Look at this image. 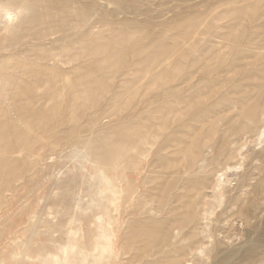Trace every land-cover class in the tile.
<instances>
[{
	"label": "rangeland",
	"instance_id": "obj_1",
	"mask_svg": "<svg viewBox=\"0 0 264 264\" xmlns=\"http://www.w3.org/2000/svg\"><path fill=\"white\" fill-rule=\"evenodd\" d=\"M51 1L62 8L54 37L71 39L85 28L84 22L69 31L59 27L69 19L67 7L87 6L96 28L70 46L48 38L34 50L51 60L49 70H66L55 97L67 108V121L60 140L40 134L13 154L23 165L0 194V264H62V258L92 264L101 226L113 250L100 264H182L186 254L194 264L225 257L232 264L251 247L258 259L264 251V133L257 139L264 129V0ZM3 11L11 21H0V54L11 47L27 59L17 50L25 11L0 4ZM27 32L28 43L33 28ZM13 60L0 57V96L13 80L6 69ZM83 62L94 66L93 78L77 67ZM70 128L73 135L65 133ZM102 155L109 187L96 181ZM221 173L225 182L217 186ZM140 223L151 227L150 240L129 242Z\"/></svg>",
	"mask_w": 264,
	"mask_h": 264
},
{
	"label": "bare ground",
	"instance_id": "obj_2",
	"mask_svg": "<svg viewBox=\"0 0 264 264\" xmlns=\"http://www.w3.org/2000/svg\"><path fill=\"white\" fill-rule=\"evenodd\" d=\"M18 1V0H17ZM21 1V0H20ZM16 2V1H15ZM11 2L10 0H0V4H4V5H14L16 9H22L25 11V15H26V19L24 21V24L22 25V41L19 47H17V50L20 51L21 54L24 55H28L29 57L27 59H19L18 55L14 52L13 53V49L15 48H10L8 50H10V53H7V55H1V58H14L13 62L10 63L9 65L6 66V69L8 67V69H11L10 71L13 77V80L9 82V86L6 92V95H1L0 96V194L2 189L9 187V186H13L14 185V181L16 180V178L18 177V172L21 168L22 164V160L19 157H13L14 153H18V152H24V150H27L29 142L33 139V137H38L40 136V134H48V137L50 140H60L61 139V133L63 132L64 128H63V123L66 122L67 120L64 117L65 115V106L60 103L59 101L56 100L55 97V93L58 91V85L61 81H63L65 79V71L64 69H56L55 67L52 68V70H49L48 67H53L50 62L51 60H47L44 59L43 57L41 58V56L38 53H35L34 50L35 48H40L41 46H43L46 43V40L49 38L50 44L51 43H57V42H62V43H67L70 45L75 44L76 42H79L81 40L84 39L85 34L90 31L91 29L96 28L95 24L93 23V19L92 16H90L88 13H85V11L88 9L87 6H84L83 8H81L83 11L79 10V9H70L69 7L66 8V10L64 9L63 11L67 13V17L69 19L61 21L60 23V28H62L64 31H69L70 29H73L75 27H77V25L81 22L83 23V26L85 27L83 31L79 32V31H74L73 36L71 37V39H68L67 37H54V35L56 34V22H59V17H58V13L61 12V9L59 11L58 7L53 6L55 1H51V0H25L22 3L20 2ZM60 3V2H58ZM58 6V5H56ZM19 11V10H18ZM84 17V20L81 21V19ZM11 21V13L8 12H1L0 13V21ZM16 22V21H15ZM14 22V23H15ZM78 23V24H77ZM77 24V25H76ZM27 27L28 28H33V32H32V40L31 42L25 41L27 38V35H29V32H27ZM60 31V29L58 30ZM87 37V35H86ZM49 43V41H48ZM30 44V46L28 45ZM54 45V44H53ZM55 46V45H54ZM28 47H31V49H28ZM45 47V46H44ZM52 47V45H51ZM39 50V49H38ZM42 50V49H41ZM50 49H48L47 51H49ZM118 50V49H117ZM16 51V50H15ZM153 51V50H152ZM9 52V51H8ZM12 52V53H11ZM142 55V54H141ZM134 57V56H133ZM149 57V56H148ZM22 58V57H21ZM76 58V57H75ZM145 58V56L143 57ZM90 59V58H88ZM147 59V58H146ZM149 59V58H148ZM147 59V60H148ZM161 59V58H160ZM75 60V59H74ZM143 60V59H142ZM42 61V62H40ZM92 61V60H90ZM134 62V61H133ZM93 63V61H92ZM2 67L4 65H1ZM77 67L79 69H81L82 73H84L87 76H90L92 74V72L94 71L93 68L94 66L91 64H88L86 62H83L82 64H77ZM58 68V67H57ZM255 68V67H254ZM70 69V68H69ZM195 72V71H194ZM96 76V75H95ZM98 76V75H97ZM195 76V75H194ZM262 76V75H261ZM92 77V75H91ZM101 77V76H100ZM99 77V78H100ZM206 77V76H205ZM93 78V77H92ZM204 79V78H203ZM9 80V79H8ZM91 80V79H90ZM87 80V83H92V81ZM94 80V79H93ZM99 79L97 78V82ZM205 80V79H204ZM263 80V79H262ZM95 81V80H94ZM102 81V79H101ZM194 81V80H193ZM85 82V83H86ZM96 82V83H97ZM101 83V82H100ZM191 84V83H190ZM263 84V83H262ZM103 85V84H102ZM182 85V84H181ZM177 86V85H176ZM74 88V86H73ZM185 88V87H184ZM258 88V87H257ZM248 89V88H247ZM264 91V90H263ZM86 92V91H85ZM260 93L258 92V95ZM257 96V95H256ZM218 97V96H217ZM75 99V98H74ZM254 99V98H253ZM260 99V98H258ZM65 100V99H64ZM66 101V100H65ZM252 101V100H251ZM79 102V101H78ZM256 102V101H254ZM261 102V101H260ZM208 103V102H207ZM210 103V102H209ZM208 103V104H209ZM263 104V103H262ZM68 105V104H67ZM253 106V105H252ZM197 108V107H196ZM252 110H254L253 108H251ZM199 110V109H198ZM197 110V111H198ZM239 110V109H238ZM200 111V110H199ZM250 111V109H249ZM196 112V111H195ZM255 112V111H254ZM191 113V112H190ZM194 113V112H193ZM193 113H191L193 115ZM198 113V112H196ZM194 113V114H196ZM250 113V112H249ZM252 113V111H251ZM89 114V113H88ZM190 114V115H191ZM238 115V114H237ZM264 115V114H263ZM87 117V116H86ZM241 117V116H240ZM55 118H59L60 123L59 124H55L54 123V119ZM64 119L66 121H64ZM187 119V117H186ZM185 120V119H183ZM73 121V120H71ZM250 121V120H249ZM59 122V121H58ZM74 124V122H72ZM88 123V122H87ZM242 123V122H241ZM240 123V124H241ZM254 123V122H253ZM252 123V125H253ZM36 124H38L37 126H35ZM73 124H70L71 126ZM75 126V125H74ZM175 126V125H174ZM257 126V125H255ZM66 127V126H65ZM77 127V126H76ZM164 127V126H163ZM87 128V127H86ZM162 128V127H161ZM176 128V127H175ZM258 128V126H257ZM72 129L74 128H70L68 131H65L66 134H71L72 133ZM81 129V128H80ZM171 129V128H170ZM260 129V128H259ZM89 130V129H88ZM93 130V129H92ZM158 130V129H157ZM177 130V129H176ZM258 131V130H255ZM260 131V130H259ZM258 131V132H259ZM78 132V131H77ZM170 132V130H169ZM244 132V131H243ZM257 132V133H258ZM74 133V132H73ZM165 133V132H164ZM263 133H264V129H262L258 135H257V139L258 141H260L263 137ZM153 134V133H152ZM73 135V134H71ZM167 135V134H166ZM170 135V134H169ZM190 136V135H189ZM65 137V135H64ZM68 137V136H67ZM78 137V136H77ZM154 137V136H153ZM163 137V136H162ZM161 137V138H162ZM166 137V136H165ZM73 138V137H72ZM79 138V137H78ZM45 140V139H44ZM72 140V139H71ZM163 140V139H162ZM47 141V140H46ZM70 141V139H69ZM67 142V141H66ZM159 142V141H158ZM69 143V142H67ZM65 143V146L66 144ZM70 143H72V141H70ZM160 143V142H159ZM164 143V142H163ZM51 144V141H50ZM49 144V145H50ZM84 144V142H83ZM41 145V144H40ZM69 145V144H68ZM75 145V144H73ZM155 145V144H154ZM55 146V145H54ZM53 146V148H55ZM76 146V145H75ZM159 146V144H158ZM30 147V146H29ZM62 147V146H61ZM78 147V145H77ZM82 147V146H81ZM80 147V148H81ZM87 147V146H86ZM246 147V146H245ZM69 148V147H67ZM72 148V147H70ZM76 148V147H74ZM73 148V149H74ZM79 148V147H78ZM162 148V147H161ZM65 149V148H64ZM63 149V150H64ZM89 149V147H88ZM159 149V148H158ZM44 150V149H43ZM50 150V147H49ZM52 150V148H51ZM56 150V149H54ZM66 151L69 152V150L65 149ZM62 151L63 152H65ZM154 150V149H153ZM33 151V150H32ZM72 151V150H71ZM76 149L73 152H70L72 155L75 154ZM81 151H83V149L81 148ZM155 151V150H154ZM157 151V150H156ZM49 152V151H48ZM80 152V149H79ZM78 152V153H79ZM69 153V155H70ZM26 154V153H25ZM77 154V153H76ZM75 154V155H76ZM80 154V153H79ZM86 154V152H85ZM88 154L87 153V157L85 156V159H88ZM28 155V153H27ZM83 155V154H82ZM82 155H79L80 157H83ZM153 155V154H152ZM183 155V154H182ZM25 156V155H24ZM35 156V155H34ZM26 157V156H25ZM69 157V156H68ZM153 157V156H152ZM36 158V157H35ZM63 158V157H62ZM61 158V159H62ZM76 158V157H75ZM74 158V159H75ZM91 158V157H90ZM23 159V158H22ZM25 159V158H24ZM41 159V158H40ZM73 159V157H72ZM82 159V158H81ZM77 159V161H81ZM201 159V158H200ZM37 160V159H36ZM36 160H32L33 162H35ZM90 159H88L89 161ZM87 161V162H88ZM101 165V169L100 173L102 174V178H100L97 181V185L100 184H104L107 187L110 186V179L108 177H106V175L104 174L105 169L103 170L104 166L107 165V156L106 155H102L100 157V159L98 160ZM207 162V161H206ZM32 163V162H31ZM89 163V162H88ZM148 163V161H147ZM150 163V161H149ZM148 163V164H149ZM154 163V162H152ZM200 163V162H199ZM40 164H41V160H40ZM39 164V166H41ZM74 164V161H73ZM81 164V163H80ZM160 164V163H159ZM82 165V164H81ZM79 165V166H81ZM147 165V164H146ZM75 166V164H74ZM73 166V167H74ZM77 166V165H76ZM75 166V167H76ZM86 167V165H84ZM83 166V167H84ZM100 166V165H99ZM109 166V164L107 165V167ZM151 166V165H150ZM31 167V166H30ZM38 167V165H37ZM36 167V168H37ZM74 167V168H75ZM82 167V168H83ZM81 168V169H82ZM106 168V167H105ZM155 168V167H153ZM69 169V168H68ZM71 169V168H70ZM79 169V168H78ZM81 169H79L78 171H80ZM144 169V168H143ZM240 169V167H236V171H238ZM75 170V169H74ZM85 170V169H84ZM146 170V169H145ZM70 171V170H69ZM144 171V170H142ZM147 171V170H146ZM68 173V172H67ZM144 173V172H143ZM147 173V172H146ZM69 174V173H68ZM81 174V173H80ZM145 174V173H144ZM149 174V172H148ZM224 174V173H223ZM223 174H218V179H217V186H220V184H223L225 182L224 176ZM88 175H90L88 173ZM142 175V173H141ZM151 175V174H150ZM25 176V175H24ZM81 176V175H80ZM96 176V175H95ZM94 176V177H95ZM144 176V175H143ZM56 177V175H55ZM54 177V178H55ZM93 177V178H94ZM140 177V176H139ZM97 178V177H96ZM95 179V178H94ZM93 179V183L95 182ZM141 179V177H140ZM139 179V180H140ZM56 180V179H55ZM58 180V179H57ZM89 181V180H88ZM55 181H53L54 183ZM57 182V181H56ZM55 182V183H56ZM92 182V180H91ZM145 184V183H144ZM58 185V184H57ZM96 185V189L97 186ZM17 186V185H16ZM95 186V184H94ZM90 190H91V186ZM14 188V187H13ZM72 188V187H71ZM80 188V187H79ZM78 188V189H79ZM145 188V187H144ZM141 189V187H140ZM139 189V191H140ZM73 190V189H72ZM88 189V191H90ZM94 191V190H93ZM138 191V192H139ZM17 192V190L15 191ZM189 192V191H188ZM262 192V191H261ZM4 193V191H3ZM51 193V192H50ZM78 193V192H77ZM96 193V191H95ZM148 193V192H147ZM161 193V191H160ZM259 193V192H258ZM89 194H92V191L89 192ZM140 194V193H139ZM172 194V193H171ZM6 195V194H5ZM56 195V194H55ZM79 194H77L78 196ZM91 195V197H92ZM137 195V193H136ZM51 196V194H50ZM96 197V195H93V197ZM76 197V196H74ZM90 197V198H91ZM137 197V196H136ZM197 197V196H196ZM9 198V197H8ZM134 198V197H133ZM147 198V197H146ZM145 200L147 201L148 199ZM52 199V198H51ZM79 199V197H78ZM81 199V197H80ZM136 199V198H135ZM138 199V198H137ZM151 199V198H150ZM49 200V199H48ZM53 200V199H52ZM119 200V199H117ZM96 201V200H95ZM116 201V200H115ZM137 201V200H135ZM149 201V200H148ZM151 201V200H150ZM160 201V200H159ZM1 202V201H0ZM8 202V201H7ZM55 202V201H54ZM68 202V201H65ZM75 202V201H74ZM82 202V201H81ZM84 202V201H83ZM132 202V201H131ZM80 203V200H79ZM87 203V201H86ZM97 203V201H96ZM147 203V202H146ZM85 204V203H84ZM95 204V203H94ZM93 204V205H94ZM159 204V203H158ZM76 205V204H75ZM147 205V204H146ZM256 205V204H255ZM51 206V205H50ZM55 206V205H54ZM82 207L87 206V204L85 206L80 205ZM89 206V205H88ZM137 207V205H134ZM143 206V205H142ZM160 206V205H159ZM158 206V207H159ZM165 206V205H164ZM176 206V205H175ZM3 207V206H2ZM57 207V206H55ZM61 207V206H60ZM53 208V207H51ZM91 208V207H89ZM134 208L132 210H134ZM142 208V207H141ZM140 208V209H141ZM3 209V208H2ZM63 209V208H62ZM74 209V208H73ZM52 210V209H50ZM50 210H48L47 212H49ZM75 210V209H74ZM129 210V209H128ZM137 210V209H136ZM156 210V208H155ZM54 211V210H53ZM60 211V210H58ZM64 211V210H63ZM73 211V210H72ZM76 211V210H75ZM131 211V210H130ZM170 211V210H169ZM246 213V210H244ZM249 211V210H248ZM61 212V211H60ZM77 212V211H76ZM127 212V211H126ZM140 212V211H139ZM63 213V212H62ZM65 213V212H64ZM67 213V211H66ZM138 213V212H137ZM148 213V211H147ZM144 213V214H147ZM244 213V212H243ZM61 214V213H60ZM76 214V213H75ZM78 214V213H77ZM130 214V213H129ZM133 214V213H132ZM152 214V213H151ZM50 215V214H49ZM148 215V214H147ZM240 215V214H239ZM247 216V214H245ZM51 216V215H50ZM58 216V215H56ZM77 216V215H76ZM140 216V215H139ZM165 216V215H164ZM35 217V216H33ZM32 217V218H33ZM54 217V216H53ZM74 217V216H73ZM129 217V216H128ZM141 217V216H140ZM139 217V218H140ZM156 217V216H155ZM203 217V216H202ZM31 218V219H32ZM36 218V217H35ZM108 218V217H107ZM39 218L37 217L36 220H38ZM42 219V218H41ZM44 219V218H43ZM53 219V218H51ZM57 218H55L54 220H56ZM138 219V218H137ZM53 220V221H54ZM75 220V219H74ZM73 220V222H74ZM129 220H132V218H129ZM134 220V219H133ZM154 220V219H153ZM156 220V219H155ZM154 220V221H155ZM177 220V219H176ZM71 221V220H69ZM160 221V220H159ZM158 219L157 222L159 223ZM219 221V220H218ZM32 222V221H31ZM35 222V220H34ZM47 222V221H46ZM134 222V221H133ZM136 222V221H135ZM150 221H147V223ZM190 222V221H188ZM197 222V221H196ZM40 222L38 221V224ZM146 223V224H147ZM154 223V222H153ZM162 223V222H161ZM210 223V222H209ZM71 224V223H70ZM144 224V223H143ZM145 224V225H146ZM149 224V223H148ZM163 224V223H162ZM34 225V224H33ZM53 225V224H52ZM63 225V224H62ZM135 225V223H134ZM133 225V226H134ZM141 225V223H140ZM160 226H162L161 224H159ZM158 225V226H159ZM36 226V225H35ZM130 226V225H129ZM157 226V227H158ZM207 227L209 229V225L207 224ZM35 228V227H33ZM32 228V229H33ZM44 228V227H43ZM53 228V227H52ZM55 228V227H54ZM135 228V227H134ZM155 228V227H154ZM56 229V228H55ZM58 229H60L58 227ZM129 228H127L128 230ZM101 230H102V234L100 239L95 241V244L93 245L94 247V251L95 254L93 255L94 259H92V264H100L98 261L100 260H104V259H108L110 257H112L111 255V250H113L112 244H111V240L109 239V234L106 230H104L101 226ZM136 231L134 232L136 235L135 236H131L129 237L128 235V241L131 242L133 241V239L135 238H139L141 240H145V239H149V237L152 235V229L151 227H144L143 225L137 227L135 229ZM207 230V229H206ZM31 231V230H30ZM126 231V230H124ZM157 231V230H156ZM33 232V231H32ZM132 232V231H131ZM132 232V233H133ZM159 232V231H158ZM35 233V232H34ZM33 233V234H34ZM127 233V231H126ZM154 233V232H153ZM164 233V232H163ZM45 234V233H43ZM122 234V233H121ZM125 234V233H124ZM32 235V234H31ZM46 235V234H45ZM49 235V234H48ZM51 235V234H50ZM123 235V234H122ZM126 235V234H125ZM126 235V236H127ZM155 236V235H154ZM29 237V236H28ZM51 237L54 238V236L51 235ZM62 237V236H61ZM48 238V237H47ZM50 238V237H49ZM48 238V239H49ZM52 238V239H53ZM203 238L205 239L206 237ZM51 239V238H50ZM120 239V237H119ZM161 239V238H160ZM47 240V239H46ZM56 240V239H55ZM54 240V241H55ZM117 240V239H116ZM150 240V239H149ZM152 240V239H151ZM29 241V240H28ZM58 241V240H57ZM156 241V240H154ZM31 242V241H30ZM123 242V241H122ZM129 242H127L129 244ZM137 242V241H136ZM141 242V241H140ZM151 242V241H150ZM161 242V241H160ZM199 242V241H198ZM204 242V241H203ZM254 242V241H253ZM28 244V242H27ZM30 244V243H29ZM133 244V243H132ZM164 244V243H162ZM174 244V243H173ZM192 244V243H191ZM202 244V243H201ZM26 245V243H25ZM38 245V244H37ZM36 245V246H37ZM139 245V244H138ZM143 245V244H142ZM149 244L147 243V246ZM204 245V243L202 244ZM27 246V245H26ZM119 246V245H118ZM129 246V245H128ZM161 247V245H158ZM163 246V245H162ZM28 247V246H27ZM26 247V248H27ZM122 247V246H121ZM169 247V246H168ZM120 248V246H119ZM134 248V247H133ZM141 248V247H140ZM162 248V247H161ZM160 248V249H161ZM183 248V246H182ZM197 248V247H195ZM201 248V247H200ZM37 249V247H36ZM47 249V248H45ZM49 249V248H48ZM123 249V248H122ZM128 247H126V251H127ZM136 249V248H135ZM155 249V248H154ZM208 249V248H207ZM233 249V248H232ZM231 249V250H232ZM242 249V248H241ZM41 250V249H40ZM129 250V249H128ZM158 250V249H157ZM162 250V249H161ZM121 251V249H120ZM146 251V250H144ZM154 251V250H153ZM179 251V250H178ZM177 251V252H178ZM241 251V250H240ZM157 252V251H156ZM175 252V251H174ZM180 252V251H179ZM119 253V252H118ZM124 253V252H123ZM133 253V252H132ZM141 253V252H140ZM145 253V252H144ZM255 253H257L256 248H249L245 251V253H243V255H241L238 259L237 262H234L232 264H264V251H261V255L260 257L257 256L258 259H256L255 257ZM259 253V254H260ZM155 254V253H153ZM164 254V253H163ZM166 254V253H165ZM172 254V252H171ZM240 254V253H239ZM257 254V255H259ZM144 255V254H143ZM151 255V254H150ZM190 254H186L185 257H187L186 262H183L182 264H194L192 261H190L189 258ZM202 255V254H201ZM204 255V254H203ZM22 256H24L22 254ZM147 256V255H145ZM154 256V255H151ZM208 256V255H207ZM231 256V255H230ZM235 256V255H234ZM237 256V255H236ZM122 257V255H121ZM143 257V256H142ZM217 257V256H216ZM20 258V257H19ZM78 258L80 259V261H84L87 260V256L80 254L78 255ZM140 258V257H139ZM219 258V257H218ZM235 258V257H234ZM22 259V258H21ZM21 259L19 261H21ZM155 259V258H153ZM170 259V258H169ZM208 259V258H207ZM230 258L229 257H225L222 258L220 260L217 261V259L214 258V260L212 262H210L209 264H229L230 261L227 260ZM256 259V260H255ZM62 264H64V258L60 259ZM133 260V259H132ZM142 260V259H141ZM204 260V259H203ZM1 261V260H0ZM137 261V260H136ZM211 261V260H210ZM227 261H229V263H227ZM22 262V261H21ZM126 262V261H125ZM135 262V261H134ZM142 262V261H141ZM146 262V261H145ZM182 262V261H181ZM118 263V262H117ZM132 263V262H131ZM130 263V264H131ZM180 263V262H179ZM10 264V263H9ZM119 264V263H118ZM142 264V263H141ZM165 264H175L174 261L171 260H167L165 262ZM178 264V263H177Z\"/></svg>",
	"mask_w": 264,
	"mask_h": 264
}]
</instances>
